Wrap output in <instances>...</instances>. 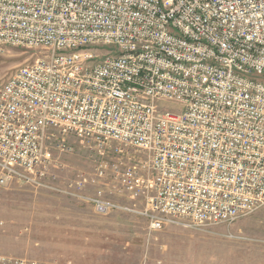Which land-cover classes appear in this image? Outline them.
<instances>
[{"label": "built area", "instance_id": "obj_1", "mask_svg": "<svg viewBox=\"0 0 264 264\" xmlns=\"http://www.w3.org/2000/svg\"><path fill=\"white\" fill-rule=\"evenodd\" d=\"M8 47L40 53L0 82V186L137 213L153 231L264 206V0H0ZM77 142L92 166L61 187L51 146Z\"/></svg>", "mask_w": 264, "mask_h": 264}, {"label": "rangeland", "instance_id": "obj_2", "mask_svg": "<svg viewBox=\"0 0 264 264\" xmlns=\"http://www.w3.org/2000/svg\"><path fill=\"white\" fill-rule=\"evenodd\" d=\"M38 53L6 48L0 53V82ZM160 106L181 109L169 101ZM73 145L70 153L50 149L58 160L54 173L61 187L92 166L82 144ZM88 191L93 194L95 187ZM110 198L131 204L123 196ZM0 254L45 264H264V206L232 223L199 229L168 225L153 231L140 214L115 210L103 215L65 193L14 181L0 186Z\"/></svg>", "mask_w": 264, "mask_h": 264}]
</instances>
